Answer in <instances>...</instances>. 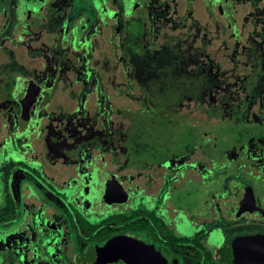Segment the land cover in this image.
I'll use <instances>...</instances> for the list:
<instances>
[{
  "label": "flooded vegetation",
  "instance_id": "obj_1",
  "mask_svg": "<svg viewBox=\"0 0 264 264\" xmlns=\"http://www.w3.org/2000/svg\"><path fill=\"white\" fill-rule=\"evenodd\" d=\"M198 1L207 22L196 18ZM213 22L233 81L202 45L216 38L204 25ZM179 39L215 72L210 95H153L136 72L153 67L140 52L159 61L168 50L173 64L154 66L175 75ZM121 87L136 108H114L109 89ZM214 93L239 105L223 113L211 145L178 110ZM134 116L139 138L153 143L118 142L127 129L116 117L135 131ZM258 221L264 0H0V264H130L124 253L140 264H234L237 237L264 235Z\"/></svg>",
  "mask_w": 264,
  "mask_h": 264
},
{
  "label": "rangeland",
  "instance_id": "obj_2",
  "mask_svg": "<svg viewBox=\"0 0 264 264\" xmlns=\"http://www.w3.org/2000/svg\"><path fill=\"white\" fill-rule=\"evenodd\" d=\"M198 7L197 10H195V15L196 18L198 20H200L202 23L207 22L208 21V13L206 12V9L204 7V4L200 1H198ZM244 6L239 7L238 9L244 10L243 9ZM245 11V10H244ZM245 13L243 12V15ZM240 18V23L242 22V17L239 16ZM205 28H208L211 32V36L212 37H216L215 39L212 40L211 43H206V44H202L206 50L205 52L208 54V57H210V59L216 64L218 65V63L222 64L224 66V68L226 69V76L228 78V80L233 81L234 77L232 75H234V67H235V62H233V60L231 59L232 56H230L229 54H225L227 53L225 50V47H223V43L221 42L222 40H220L219 38H217V35L220 33V29L213 23L210 24H204ZM248 28L251 29L252 25H248ZM187 28L185 27L184 31H182L183 29L177 30L175 32V34H181L186 30ZM169 31V30H168ZM214 34V35H213ZM163 37V36H162ZM150 40H152L153 38L150 36L149 37ZM157 41H160L161 38H157ZM201 41H199L200 43ZM201 45V43H200ZM238 51H240V49H238ZM237 51V53H238ZM142 53V54H141ZM231 53V52H229ZM140 56L141 59H146V55L143 52H140ZM149 56V55H148ZM240 56V55H239ZM240 58H242L240 56ZM246 69H244L243 67H241V69L239 71H236L235 73L240 74L242 71H245ZM123 75L121 74V72H118V74H115V77L117 80H125V77H122ZM122 77V78H121ZM133 95H137L140 92V89L137 87H132L131 88ZM131 93V94H132ZM109 94L111 95V99L113 102V106L114 108H136V106H138V104H134L133 102L130 101V99L128 97H126V94H123V88H115L113 89V91H111L109 89ZM223 94V93H222ZM218 94L214 93L211 94V96L206 100L205 103H198V102H185L181 105V108L178 110V114H179V118H180V122L183 123L184 125L187 124H191V123H196L201 127L202 132L204 133V135L206 137H209L210 140V144H216V138H217V128L219 127V125L221 124L220 119L223 115V113H227V111H229V107L232 105H239L238 103H233V104H224L222 106L221 103V98L220 96L217 98ZM209 109V110H208ZM251 112H259V107L258 105H255ZM209 113V114H207ZM116 127L118 129H127L126 130V134L127 136H125V141L124 139H119L118 142L125 144V143H134V144H144V143H148L151 142L153 143V141H147L146 140H141V138H139V133L138 131H134L132 129H130L131 126L128 125V121L121 119L119 117H116ZM212 158V157H211ZM261 224L263 226H261ZM264 227V223H262L261 221H258V228H262Z\"/></svg>",
  "mask_w": 264,
  "mask_h": 264
},
{
  "label": "trees",
  "instance_id": "obj_3",
  "mask_svg": "<svg viewBox=\"0 0 264 264\" xmlns=\"http://www.w3.org/2000/svg\"><path fill=\"white\" fill-rule=\"evenodd\" d=\"M194 42L195 40H193V43ZM176 47L177 55L174 62L176 63L177 68L175 75L171 74V71L169 69H157L158 67L154 66L158 63L173 64V62L171 61L172 54L170 53V51L166 50L167 53H165L159 61L155 58V56H148L147 54H145L147 58L145 59L146 63L144 64H146V67H153L141 71L137 70L136 72L138 73L140 78L141 73H145L147 75V83L149 84L148 91H150V93L153 95H170L172 90L175 89L178 99H181L185 95L205 97L210 95V93H212L213 91H216V88L218 87V80L215 72L211 68L202 66V62L198 61L199 54H197V52H192V54L188 53L186 49L190 48V45L187 43V40L184 39V43H182L181 39H179ZM190 61H192V63L194 64L192 68L190 67ZM150 80L155 81L154 84ZM169 105L170 104L163 103L161 105L162 112H164ZM235 111L236 113L241 112V110L239 109H236ZM133 120L135 121V127L138 131V117L134 116ZM161 126L169 127V119L165 120V118L163 117ZM234 127V124L228 125V128ZM185 137L186 134L180 136L178 143H184V141H182L181 139ZM230 141L231 142L228 141V144H233L235 142H238V138L235 136H231Z\"/></svg>",
  "mask_w": 264,
  "mask_h": 264
},
{
  "label": "water",
  "instance_id": "obj_4",
  "mask_svg": "<svg viewBox=\"0 0 264 264\" xmlns=\"http://www.w3.org/2000/svg\"><path fill=\"white\" fill-rule=\"evenodd\" d=\"M118 239H114L105 249V254L113 252ZM231 258L234 264H264V235H248L237 237L231 247ZM113 256V254H111ZM153 255V254H152ZM130 264H140L138 255L131 253L129 255H120ZM154 257V255H153ZM92 264H95L93 262Z\"/></svg>",
  "mask_w": 264,
  "mask_h": 264
}]
</instances>
